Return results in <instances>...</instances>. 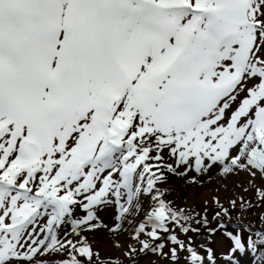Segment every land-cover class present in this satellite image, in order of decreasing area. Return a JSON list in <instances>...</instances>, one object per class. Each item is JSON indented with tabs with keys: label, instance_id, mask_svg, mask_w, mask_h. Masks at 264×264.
<instances>
[{
	"label": "snow or ice",
	"instance_id": "snow-or-ice-1",
	"mask_svg": "<svg viewBox=\"0 0 264 264\" xmlns=\"http://www.w3.org/2000/svg\"><path fill=\"white\" fill-rule=\"evenodd\" d=\"M216 165L264 177V0H0V264H112L85 233L125 225L139 251L168 255L150 243L164 233L173 259L178 246L203 264L171 227L195 231L190 217L156 184L163 167ZM142 195L156 204L134 223ZM109 203L111 228L96 214ZM225 235L228 256L264 260V232Z\"/></svg>",
	"mask_w": 264,
	"mask_h": 264
},
{
	"label": "rangeland",
	"instance_id": "rangeland-1",
	"mask_svg": "<svg viewBox=\"0 0 264 264\" xmlns=\"http://www.w3.org/2000/svg\"><path fill=\"white\" fill-rule=\"evenodd\" d=\"M246 93H241L240 98ZM236 105H233L234 110ZM230 114V113H229ZM118 155V154H117ZM152 155H155L153 152ZM163 163L176 165V157L170 155L167 149L162 152ZM149 163H155L149 161ZM207 163V161H206ZM153 171H156L154 168ZM166 177L165 182L157 181L156 187L164 192V199L170 201L172 207L176 209H184L185 211L191 213H201L207 214L209 217H214L215 220H220L217 216V211L222 209H237L241 208V197L244 201L248 202L244 207L248 209H253L256 211L255 214H249V221L253 225L257 220H252L258 218L257 224L264 225V202L260 201L257 196V188L264 189V177H261L259 173L255 177L250 176L249 173L244 171H239L234 174L225 175L222 173L218 165L211 167L206 173H197L195 171H189L187 175H178L169 172L166 167L160 169ZM185 168L183 165L176 169V173H183ZM195 177V182L192 178ZM139 182V181H137ZM247 189V191H245ZM219 201L217 204L216 201ZM231 201H236L233 205ZM140 210L138 215L135 217H130L133 222H137L144 218L147 212H149L150 207L153 202L148 195H142L138 197L136 201ZM207 202V203H205ZM255 205L252 208L249 206ZM117 205L114 203H109L105 205L98 206L96 209V214L99 220L104 224H107L109 228L116 223L115 216L117 214ZM85 213L81 209L76 210V217H81ZM46 222V217L41 220V224ZM129 228L128 232H121L118 234H113L107 229L100 228L93 232H87L89 242L92 244L94 251H98L100 254V259L102 261H111L112 264H116L119 261L120 264H189L186 256H181L180 259L178 255L175 259L171 257L170 249L175 245L172 244L168 239L165 241V246L163 248V253L160 250L153 252L151 250H145L143 252L139 251L140 245L138 242L131 239V225H125ZM190 229H195V231H188L181 233L179 239L188 244L191 240L192 246L197 250V252H204L207 249L214 248L216 252L222 254L219 255L213 264H264V260L257 259L252 256L250 250H245L243 253L237 251L232 256H228V251L230 247V241L225 235V231L220 229H211L213 232L208 230L207 224L201 223V221L190 223ZM236 228V226H235ZM238 228V226H237ZM244 229V227H242ZM71 232L70 224L63 225L59 230V235L63 238L65 232ZM260 232H264V226L260 227ZM206 235L209 236V240L202 244L193 245L194 241L197 240L198 236ZM73 241L79 239L75 234L70 236ZM148 239L147 237H143ZM116 241H119L122 245L121 248L114 247ZM150 243L155 246L157 241H150ZM132 244L137 251L131 256H126L125 253L128 251V245ZM177 246V251H178ZM181 252H184L182 250ZM186 252V251H185ZM41 260L48 261V264H55L56 261L67 258L64 254H49L46 256L39 257ZM204 264L208 263L206 260Z\"/></svg>",
	"mask_w": 264,
	"mask_h": 264
},
{
	"label": "trees",
	"instance_id": "trees-1",
	"mask_svg": "<svg viewBox=\"0 0 264 264\" xmlns=\"http://www.w3.org/2000/svg\"><path fill=\"white\" fill-rule=\"evenodd\" d=\"M155 204H156V201L152 203L150 210L155 206ZM254 206L255 205L249 206V208H252ZM217 213H219L220 220H215L214 217L216 215H214V217L212 218V217H209L207 214L191 213V212L186 211V214L190 217V220L188 222L182 221V223H185L186 226L189 227L190 223H195V222L201 221V223L203 222V223L207 224L208 230L210 232H213L211 229H213V230L214 229H220L222 231L231 232L233 234L240 233L243 236L245 241L247 240L248 236H250V235L254 236V234L256 232H260V227L264 226V225H261L260 223L257 224L258 218H256V219L252 218L253 221L257 220V222H254L253 225L249 221L250 218L248 217V215L256 213V211L253 209H248L245 207H242V209L241 208L231 209V210H227V214H225V212L222 209L220 211H217ZM205 220H206V222H205ZM221 225H224V227H221ZM235 226H236V228H235ZM237 226H238V228H237ZM171 227L175 231V234L178 236V238H179L181 233L182 234L184 233L176 225H172ZM242 227H244V229H242ZM161 235L164 237V239L162 241H157V244L163 243V242L165 243V241L168 239L167 238L168 234L161 233ZM247 250H250V249H247ZM181 251L182 250L178 249V251H177L178 258L177 259H180L181 256H186L185 258L187 259V252H185V251L181 252ZM211 251H212L211 256H209L207 254V251H205V255H203L204 252H202V253L198 252V253L204 257V261L206 260L208 263L213 264L215 262L216 258L219 255L221 256L222 254L216 252V250L214 248H211ZM251 252H252V254H253L252 256L255 258V260H257L258 258L261 259V255H262L261 252H259V251L258 252L251 251ZM203 264H204V262H203Z\"/></svg>",
	"mask_w": 264,
	"mask_h": 264
},
{
	"label": "water",
	"instance_id": "water-1",
	"mask_svg": "<svg viewBox=\"0 0 264 264\" xmlns=\"http://www.w3.org/2000/svg\"><path fill=\"white\" fill-rule=\"evenodd\" d=\"M209 236L206 235H200L198 236L197 240H195L194 244L198 245V244H202L204 242H207L209 240Z\"/></svg>",
	"mask_w": 264,
	"mask_h": 264
}]
</instances>
